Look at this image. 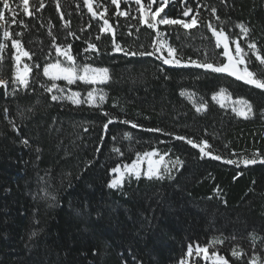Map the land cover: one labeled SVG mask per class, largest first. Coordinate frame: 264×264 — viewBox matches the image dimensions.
I'll list each match as a JSON object with an SVG mask.
<instances>
[{
    "label": "trees",
    "instance_id": "obj_1",
    "mask_svg": "<svg viewBox=\"0 0 264 264\" xmlns=\"http://www.w3.org/2000/svg\"><path fill=\"white\" fill-rule=\"evenodd\" d=\"M11 3L24 24H11L9 13V23L0 21V43L8 45L0 54V79L9 82L7 89L0 86V264H179L189 244L207 245L229 264H248L254 256L264 264V163H239L254 153L264 156V89L190 63H225L208 23L223 27L245 52L246 41L264 49V0H169L160 16L190 19L198 10L199 22L192 29L158 25L164 33L159 38L140 23L137 6L124 0L119 9L124 16L111 0H92L95 16L84 0H29L31 16L23 14L19 0ZM185 7L193 9L187 18ZM105 19L111 32L101 31L108 27ZM241 23L250 29L246 39L236 27ZM5 28L32 56L24 59L31 67V87L15 94V49L3 39ZM113 39L137 52L153 51L155 41H165L177 50L182 66L158 59L167 56L165 49L153 56H125L114 51ZM89 42L98 50L85 52ZM68 45L77 64L109 69L110 80L97 85L106 93L100 107L52 101L41 87L51 84L43 75L45 64L64 62L56 46ZM246 64L264 79V65L250 52ZM92 88L70 85L82 97ZM222 89L248 101L251 117L214 102ZM202 103L206 110L197 112ZM105 112L116 118L107 131ZM155 128L163 131L146 130ZM176 135L207 140L222 159L201 157ZM152 150L183 163L169 178H130L122 187H108L112 168ZM229 159L238 163H225ZM34 229L38 235L30 239ZM214 238L223 243L212 245ZM233 248L246 255L233 257ZM193 260L211 264L195 256L189 264Z\"/></svg>",
    "mask_w": 264,
    "mask_h": 264
},
{
    "label": "snow or ice",
    "instance_id": "obj_2",
    "mask_svg": "<svg viewBox=\"0 0 264 264\" xmlns=\"http://www.w3.org/2000/svg\"><path fill=\"white\" fill-rule=\"evenodd\" d=\"M169 2V0H148L147 3H144L143 0H134V3L138 6L137 11L140 13V23L146 24L149 29H153L156 31V36L159 38L164 35V33L158 30V25H179L184 29H192L198 25L199 22V11H196L195 15H191L190 19H170L166 15L160 16L162 12H164V6ZM85 5H87L89 12L95 16L96 13L93 12V4L92 0H84ZM111 3L116 6L118 15L124 16L127 15L124 11H119L121 0H111ZM159 3V7H156L153 11V5ZM18 7L22 9L24 15L31 16L33 12L30 10L29 0H19ZM41 7L43 5L41 4ZM107 11V9H105ZM216 8H211V13L213 16H216ZM193 12V9L190 7H185L183 11V17L187 18ZM6 13H9L11 16L10 23L11 24H24L23 20H18L17 16L19 13L17 12L16 8L12 7L11 0H0V21L5 22L6 24L9 23L8 17H6ZM157 17H160L157 19ZM216 19L219 20V17L216 16ZM104 25L108 26L106 28H102L101 31H108L111 32L112 28L109 25L107 19L104 20ZM27 27V25H25ZM207 27L212 32V35L215 37L216 47L219 48L221 45L223 46V56L227 58V63L220 64L218 66H214L212 62H208L207 59L203 62H198L195 60L190 59V63L197 68H203L205 70H211L215 73H227L230 76H234L238 80H242L247 84L254 85L256 88L264 89V79L257 78L256 74L252 71H249L246 61L249 56V52L255 56L256 60L260 62L261 65H264V49L258 48L255 41H246L248 52L241 47V44L238 40L231 41L235 44V55L232 54L229 47V37L227 33L224 31L223 27L217 30L211 23L207 24ZM236 27L240 29L241 37L246 39L249 36L250 29L245 26L244 24H237ZM4 40H11L12 48L16 49V55L14 56V61L16 64L15 71L13 73L12 84L17 85L16 88H13V94L18 91L19 88H23L25 90L30 89L31 84L29 80V74L31 72V67L28 64L23 66V70L20 69L19 64L21 62V57H27L29 60L32 59V56L28 51H25L21 41L19 39L13 38V34L5 28L3 33ZM16 36H22V33H16ZM70 35H75L74 33H70ZM97 40L100 39L99 36L96 37ZM113 49L116 52H123L125 56H153L156 53H162V50L166 48L167 50V57L163 55L158 56V59H162L165 65H174V66H182V61L180 58H177L176 52L177 50L170 45H167L165 41L157 40L153 43L152 48L153 51H128L121 47L120 44L115 42V39L112 41ZM8 47L5 43H0V54L4 52V50ZM71 45H68L63 50L60 46H56V52L58 56L64 57V62L62 66V61L60 59H56L55 63H46L43 67V75L47 77L51 84H42L41 87L48 93H53L55 90L57 93L61 95L53 94L51 95L52 101H68L74 105H81L87 104L92 107H100L103 102L106 100V93H104L103 89H97L93 87L91 90L87 91L86 97L81 98V92L79 91H71L70 89L68 95H63L65 92V88L60 87L56 81H66L68 85L76 84L77 81L83 82L85 85H97V84H106L110 80L109 69L108 68H101V67H92L90 64H83L79 65L75 62V57L71 54L70 49ZM98 50L97 46L93 43H88V47L84 49L85 52L89 50ZM3 60V55H0V61ZM238 65H245L243 69L239 68ZM187 66V65H183ZM34 67L39 68V64H35ZM8 80L0 79V86H3L5 89L8 87ZM224 90L222 89L221 92ZM181 95H184V92H181ZM213 100L217 99L216 95H213ZM239 103H243L247 105V111H237V109L233 108V111L236 112L237 115L243 116L245 119L248 118L249 114L252 113V105L248 103V101H239ZM224 105L221 104V107ZM207 105L202 103L196 107L197 112H201L202 110H206ZM7 112V109H5ZM105 116H109L107 112L104 113ZM116 118L109 116L107 123L103 125L105 131H107L110 124L114 122ZM121 123L124 124H131L133 128L138 127V125L134 122L129 120H123ZM15 128V125H13ZM147 131H154V132H162V129L155 128V129H146ZM168 135H171L170 133ZM124 138L131 139L130 133L125 132L123 134ZM115 139V137H113ZM175 139L185 141L188 145H191L192 148L198 149L200 152L201 157H211L215 160H221L222 157L219 155H213L211 149V145L208 143L207 140H201L199 142L194 141L193 139L187 138L182 135H176ZM22 143L25 145L28 144V140H22ZM113 151L119 153L120 149L113 148ZM39 152V149H37ZM158 155V152L153 150L152 152H145L143 154L137 153V159L133 161L132 164H125L123 166V170L118 165L111 169L112 173L117 174L115 178H113L109 183L108 187L112 189H116L122 187L125 177H135L137 180L140 179L142 173L140 170V164L142 163L144 158L148 160V169L146 173L143 175L146 176L147 179H157L162 180L164 179V174L161 172L159 167H154L155 164L159 162H155L152 160V157ZM164 157H160V162H163ZM264 163V156H261L259 153H254L253 158H243L239 163H243L245 166L249 164H255L257 161ZM178 157L175 161V164H182ZM225 163L228 164H237L238 162L235 160H226ZM164 173L170 174V169L165 167ZM54 198V197H53ZM34 223H39L38 220H34ZM38 235V230H33L30 233V239L36 237ZM253 242H255V235H252ZM222 244L223 240L219 238H214L211 242L212 245L215 244ZM209 246L201 247L199 244H196L195 247L192 244L188 245L186 257L181 259L179 264H189V258L201 257L203 254V259L205 261L210 260L211 264H229V261L225 259L223 255L218 254V252L213 251L211 255L208 252ZM95 254V253H94ZM231 255L236 258H241L242 256L246 255L242 249L233 248L231 250ZM192 264H196V261L193 260ZM248 264H261V258L259 256H254Z\"/></svg>",
    "mask_w": 264,
    "mask_h": 264
},
{
    "label": "rangeland",
    "instance_id": "obj_3",
    "mask_svg": "<svg viewBox=\"0 0 264 264\" xmlns=\"http://www.w3.org/2000/svg\"><path fill=\"white\" fill-rule=\"evenodd\" d=\"M125 2H130L131 4H133V5H136L135 3H134V0H124ZM143 2L144 3H147L148 2V0H143ZM137 6V5H136ZM160 5H159V3H157V4H154L153 5V11L155 10V8L156 7H159ZM138 7V6H137ZM160 17H157V19H159ZM235 40V39H234ZM231 41H233V40H230L229 39V47H230V51L232 52V54L233 55H235V44L234 43H232ZM221 47H222V49H223V46L221 45ZM165 51H166V53H167V50H166V48H165ZM17 53H16V49H15V55H16ZM161 54V53H160ZM166 55H168V53L166 54ZM62 57V59H64V57L63 56H61ZM164 57H167V56H164ZM225 57V56H224ZM25 58H27V57H21V62H20V64H19V67H20V69L21 70H23V66L26 64L25 62H24V59ZM228 61H227V58L225 57V63H227ZM55 63V62H54ZM224 63V64H225ZM62 66H63V64H62ZM238 67L239 68H241V69H243L244 67H245V65H238ZM225 74H227V73H225ZM228 75V74H227ZM230 76V75H229ZM231 77H233V78H235L234 76H231ZM242 81V80H241ZM77 82H80V81H77ZM56 83L60 86V87H62V88H65V92L63 93V95H68L69 94V89H70V85H68L67 84V82L66 81H63V80H60V81H56ZM80 83H83V82H80ZM97 85H100V84H97ZM97 85H93V87H95V88H97ZM97 89H99V88H97ZM71 90V89H70ZM71 91H73V90H71ZM53 94H56V95H61L60 93H57L55 90H53V93H51V95H53ZM87 94V93H86ZM86 94L82 97L81 96V98H84V97H86ZM216 96H217V99L216 100H214V102H216L220 107H221V104H223L224 106L222 107V108H225V109H230L232 112H234L233 111V108H235V109H237V111H240V110H243V111H247V105H245V104H243V103H239V101H244V100H242V99H234V98H232L227 92H225V91H223V92H221V91H219L218 93H216L215 94ZM202 111H204V110H202ZM235 114H236V112H234ZM237 115V114H236ZM251 113L249 114V116H248V118H250L251 117ZM238 116H240V115H238ZM240 117H243V116H240ZM244 118V117H243ZM153 151V150H152ZM152 151H148V152H152ZM161 156H163L164 157V160H163V162H160V157ZM137 159V157L133 160V161H135ZM152 160L153 161H155V162H159V163H157V164H155L154 165V167H159L160 168V170H161V172L164 174V177L165 178H169V177H171L176 171H177V169L179 168V166H180V164H175V161H176V159H170V158H168V157H166V156H164V155H161V154H158V155H156V156H154V157H152ZM133 161H131L130 163H127V164H132L133 163ZM125 164H122V165H119L120 167H121V169L123 170V166H124ZM165 167H167V168H169L170 169V174L169 173H164V168ZM147 169H148V160H147V158H144L143 159V161H142V163L140 164V170H141V173H142V175H141V177L140 178H146V176L145 175H143V173H146L147 172ZM111 175H112V177H111V179H110V181L113 179V178H115L116 177V175L117 174H115V173H112L111 172ZM130 178H133V179H136L135 177H128V176H126L125 177V180H127V179H130ZM124 180V181H125ZM109 181V182H110ZM209 255H211V253H209ZM201 257H202V259H203V254H201ZM210 263H211V261L210 260H208Z\"/></svg>",
    "mask_w": 264,
    "mask_h": 264
}]
</instances>
